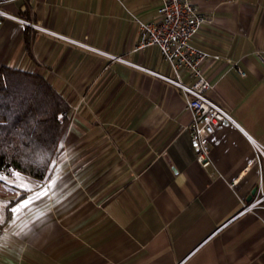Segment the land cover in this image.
<instances>
[{"label": "crops", "instance_id": "crops-1", "mask_svg": "<svg viewBox=\"0 0 264 264\" xmlns=\"http://www.w3.org/2000/svg\"><path fill=\"white\" fill-rule=\"evenodd\" d=\"M192 1L207 17L192 43L219 54L200 64L206 95L229 115L207 164L170 64L136 47L160 0L0 5V67L70 107L45 177L0 195V264H264V201L244 209L264 192V0Z\"/></svg>", "mask_w": 264, "mask_h": 264}, {"label": "built area", "instance_id": "built-area-1", "mask_svg": "<svg viewBox=\"0 0 264 264\" xmlns=\"http://www.w3.org/2000/svg\"><path fill=\"white\" fill-rule=\"evenodd\" d=\"M7 1L11 0H0V5ZM206 21L207 17L192 0H160L155 20H137L140 37L136 44L139 48L156 45L161 57L170 64L173 77L166 78L181 90L185 107L192 114L188 126L190 144L195 151L196 160L202 164L209 162L210 135L220 122L229 117L222 106L206 95L212 84L200 69L202 61L218 59L219 54L192 43L194 35ZM111 59H119V56H112ZM237 71L241 76L244 75L239 67ZM182 72H186L188 78H191L189 83L182 79ZM0 185H4L2 181ZM7 192L9 191L6 189H0V195ZM257 192L259 195L244 207L245 210L264 201V192L260 187H257ZM2 230L3 224L0 222V234Z\"/></svg>", "mask_w": 264, "mask_h": 264}, {"label": "trees", "instance_id": "trees-1", "mask_svg": "<svg viewBox=\"0 0 264 264\" xmlns=\"http://www.w3.org/2000/svg\"><path fill=\"white\" fill-rule=\"evenodd\" d=\"M70 107L40 75L0 67V174H47Z\"/></svg>", "mask_w": 264, "mask_h": 264}, {"label": "rangeland", "instance_id": "rangeland-1", "mask_svg": "<svg viewBox=\"0 0 264 264\" xmlns=\"http://www.w3.org/2000/svg\"><path fill=\"white\" fill-rule=\"evenodd\" d=\"M19 175V176H18ZM16 176H18L17 178H20V176H21V174H19V173H13V174H10V175H2V174H0V181H2L3 182V184L4 185H0V186H2L1 188L3 189V190H7V191H12V189L11 188H13L15 185H14V183L12 184L9 180H11V179H16ZM4 186V187H3ZM0 188V189H1ZM19 192V191H18Z\"/></svg>", "mask_w": 264, "mask_h": 264}, {"label": "water", "instance_id": "water-1", "mask_svg": "<svg viewBox=\"0 0 264 264\" xmlns=\"http://www.w3.org/2000/svg\"><path fill=\"white\" fill-rule=\"evenodd\" d=\"M255 191H256V188H253L251 193L248 195L247 200H249L251 198L252 194H254Z\"/></svg>", "mask_w": 264, "mask_h": 264}]
</instances>
